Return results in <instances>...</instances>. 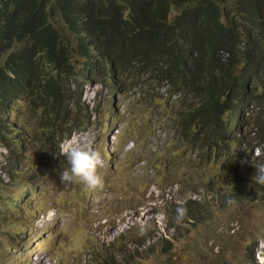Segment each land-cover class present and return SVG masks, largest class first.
I'll use <instances>...</instances> for the list:
<instances>
[{
	"label": "rangeland",
	"instance_id": "1",
	"mask_svg": "<svg viewBox=\"0 0 264 264\" xmlns=\"http://www.w3.org/2000/svg\"><path fill=\"white\" fill-rule=\"evenodd\" d=\"M138 83L121 92L118 84L102 85L96 77L74 85L89 108L81 105L72 126L82 128L88 114L93 123L61 147L93 141L104 159L98 169L104 186L95 191L80 182L61 184L59 162L39 166L52 154L54 119L29 111L25 101L16 105L28 141L19 158L27 164L15 168L16 156L0 136V264H264V187L251 170L238 167V145L198 159L197 151L181 146L175 127L187 104L172 103L158 78ZM262 94L260 87L253 91L263 108L246 118L263 131ZM12 137L7 141L15 146ZM172 203L189 206V215L177 222ZM51 207L55 216L47 218Z\"/></svg>",
	"mask_w": 264,
	"mask_h": 264
},
{
	"label": "trees",
	"instance_id": "2",
	"mask_svg": "<svg viewBox=\"0 0 264 264\" xmlns=\"http://www.w3.org/2000/svg\"><path fill=\"white\" fill-rule=\"evenodd\" d=\"M92 77L120 92L158 78L187 104L175 121L181 146L204 161L234 143L238 167L256 175L244 151L264 146V128L248 121L253 139L230 138L224 118L236 105L263 108L253 91L264 100V0H0V136L12 154L22 151L6 118L16 105L62 121L51 126L59 142L80 129L74 85Z\"/></svg>",
	"mask_w": 264,
	"mask_h": 264
},
{
	"label": "clouds",
	"instance_id": "3",
	"mask_svg": "<svg viewBox=\"0 0 264 264\" xmlns=\"http://www.w3.org/2000/svg\"><path fill=\"white\" fill-rule=\"evenodd\" d=\"M99 84L104 85L103 83L99 82ZM101 85V86H102ZM99 93V92H98ZM97 93V95H98ZM88 106V105H85ZM89 108V106H88ZM91 110L93 111V107H91ZM251 112V110H247L244 108L237 107V105L228 111L225 114V135L230 138H241L247 135L250 139H253L252 135H255V132L253 131L254 126L253 125H244L245 122H248L250 118H246L247 114L246 112ZM11 117L8 115L6 118L11 122L13 129L10 128L9 131L12 132V134L15 135L16 139L20 142V146L22 147V151L19 153L18 156H16V159L14 160L15 168H21L23 165L27 164V159L19 158L24 150L26 149V145L28 144V141L24 138L26 136V122H24L18 115H16L14 112H11ZM93 115H91V121L87 125H83L82 128H69L68 130H71V134L68 135V133L65 135L63 139H61L59 142H55L53 146L49 149L51 150L52 154L49 158H45L40 164V167H47L50 165H53L55 162L60 163V170H59V181L61 184H68V183H75L80 182L88 190L95 191L97 189H102L104 186V180L102 175L98 172V169H101L104 167V159L101 155V153L96 150L93 146V141L91 139H80L77 140L74 144L69 146L67 149L62 150L61 142L65 140L66 138L71 137V135L75 131H82L85 128L90 127L89 125L93 123L92 119ZM54 119V118H53ZM58 119H54V125H59ZM46 127L43 126L42 129H45ZM59 129V127H58ZM52 130V129H51ZM50 135L52 133L50 132ZM56 138V136L52 135ZM31 140V137H29ZM3 145L6 147V145L3 143ZM249 145V144H248ZM248 145L244 148H248ZM251 148V146L249 145ZM7 148V147H6ZM11 155H14L11 153L10 148H7ZM245 156L250 158L251 161V168H256V175L253 176L252 180H254L256 183L264 185V146H256V148L244 151ZM18 158V159H17ZM234 162V161H233ZM14 179V176L12 177ZM4 185V181L0 176V186ZM167 195L163 194L162 199L160 200V203H162L164 206V200H166ZM230 203L232 201H229ZM156 209L158 207L154 205ZM171 207L173 210H176V220L177 222L183 220V218L187 215V209L184 206H179L176 209V205L173 203L171 204ZM155 210V209H150ZM149 210V211H150ZM55 207H51L49 210L46 209V217L52 218L55 216ZM153 213V220L155 221L157 219V214L155 212ZM141 216L138 217L139 219ZM148 217V215L146 216ZM145 220V219H144ZM143 221V220H142ZM54 236V233L51 234V238Z\"/></svg>",
	"mask_w": 264,
	"mask_h": 264
},
{
	"label": "bare ground",
	"instance_id": "4",
	"mask_svg": "<svg viewBox=\"0 0 264 264\" xmlns=\"http://www.w3.org/2000/svg\"><path fill=\"white\" fill-rule=\"evenodd\" d=\"M36 264H42V261L37 262Z\"/></svg>",
	"mask_w": 264,
	"mask_h": 264
}]
</instances>
